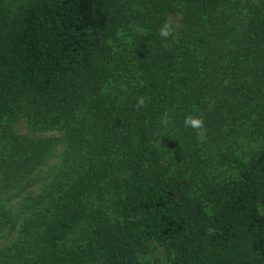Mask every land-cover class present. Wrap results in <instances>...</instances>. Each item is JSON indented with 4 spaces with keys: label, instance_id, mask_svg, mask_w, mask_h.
Listing matches in <instances>:
<instances>
[{
    "label": "trees",
    "instance_id": "trees-1",
    "mask_svg": "<svg viewBox=\"0 0 264 264\" xmlns=\"http://www.w3.org/2000/svg\"><path fill=\"white\" fill-rule=\"evenodd\" d=\"M22 119L62 131L67 153L22 221L0 204V234L16 232L0 264H140L152 241L171 264H264V0H0L2 193L35 187L52 149Z\"/></svg>",
    "mask_w": 264,
    "mask_h": 264
},
{
    "label": "rangeland",
    "instance_id": "rangeland-1",
    "mask_svg": "<svg viewBox=\"0 0 264 264\" xmlns=\"http://www.w3.org/2000/svg\"><path fill=\"white\" fill-rule=\"evenodd\" d=\"M26 0H5V6L9 14L15 13L24 4ZM178 21L180 26V16L171 15ZM14 131L24 137H32L36 139H47L53 142L52 149L45 161L38 168L36 173L37 185L27 192L17 195L18 191H10L2 193L0 191V204H4L15 218L20 221L26 216V198L28 195L36 196L43 193L50 187L55 176L64 166L67 153V146L63 141V132L60 130L33 131L27 120L22 119L14 125ZM246 158V157H245ZM219 179H231L237 176V171L228 165L219 166L215 172ZM16 232L8 234H0V248L9 244L14 239ZM99 264V263H88ZM140 264H171V255L157 242L150 243V249L147 254L140 257Z\"/></svg>",
    "mask_w": 264,
    "mask_h": 264
},
{
    "label": "clouds",
    "instance_id": "clouds-1",
    "mask_svg": "<svg viewBox=\"0 0 264 264\" xmlns=\"http://www.w3.org/2000/svg\"><path fill=\"white\" fill-rule=\"evenodd\" d=\"M177 26V19L175 17L169 16L164 18L156 27V35L161 40L164 48H171L172 42L175 40ZM142 31V26L138 24L136 26L137 34H140ZM149 99V97L144 95H137L135 98V104L133 105L135 111L140 112L143 110L147 106ZM182 123L184 128L194 131V139L197 144H204L207 142L208 129L205 125V120L202 115L188 113L184 116ZM158 124L164 134H167L168 131L174 128V114L172 110H164L160 115Z\"/></svg>",
    "mask_w": 264,
    "mask_h": 264
}]
</instances>
